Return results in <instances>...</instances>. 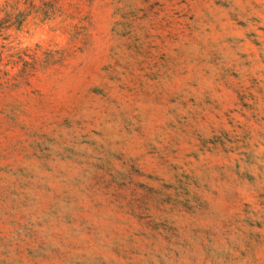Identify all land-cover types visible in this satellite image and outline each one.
Returning <instances> with one entry per match:
<instances>
[{"label": "rangeland", "instance_id": "rangeland-1", "mask_svg": "<svg viewBox=\"0 0 264 264\" xmlns=\"http://www.w3.org/2000/svg\"><path fill=\"white\" fill-rule=\"evenodd\" d=\"M0 264H264V0H0Z\"/></svg>", "mask_w": 264, "mask_h": 264}]
</instances>
